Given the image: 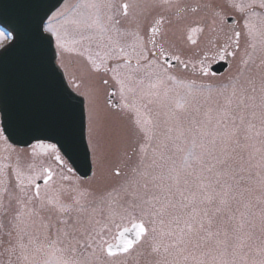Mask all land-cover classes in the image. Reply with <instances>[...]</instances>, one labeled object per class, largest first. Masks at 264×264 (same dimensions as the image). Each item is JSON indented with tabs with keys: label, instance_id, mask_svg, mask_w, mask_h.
Instances as JSON below:
<instances>
[{
	"label": "rangeland",
	"instance_id": "1",
	"mask_svg": "<svg viewBox=\"0 0 264 264\" xmlns=\"http://www.w3.org/2000/svg\"><path fill=\"white\" fill-rule=\"evenodd\" d=\"M171 1L176 0H146L142 15ZM122 2L142 9L141 0H64L45 23V29L51 26L60 34L62 47L50 32L57 62L69 85L85 99L92 176L78 180L54 163L51 181L40 186L42 216L35 218L29 206L35 204L34 185H29L28 178L39 175L40 165H53L49 146H12L0 128V232L7 227V211H22L16 219L20 221L19 258L12 264H57L72 252L38 258L42 237L60 252L74 245L78 233L84 232L82 240L92 229L106 227L107 236H113L117 225L130 222L129 214L139 217L142 211L149 213L144 217L148 231L132 255L136 258L95 257L90 252L80 257L76 250L70 260L260 264L264 260V177L249 176L253 166L264 164V109L260 107L264 8L260 0L243 12L235 5L249 0H187L189 6L213 2L222 18L237 19L240 35L230 66L210 80L173 73L151 57L134 30L135 15L131 10L122 15ZM114 4L119 6L117 15L112 13ZM195 22L188 28V43L201 36ZM0 33L4 34L1 48L8 38L1 29ZM110 88L115 89L120 108L107 102ZM129 125L143 133L138 163L134 159L124 163L122 154L118 156L128 144L124 128ZM53 213L59 216L55 218L59 224L51 218ZM224 216L228 222L220 225V232L217 222ZM186 222L195 230L192 242L173 247L180 229L185 240L189 238ZM48 230L54 234L48 236ZM14 237L0 236V243ZM65 243L69 244L64 247ZM177 249H182L179 255ZM4 259L0 264L10 263Z\"/></svg>",
	"mask_w": 264,
	"mask_h": 264
},
{
	"label": "water",
	"instance_id": "2",
	"mask_svg": "<svg viewBox=\"0 0 264 264\" xmlns=\"http://www.w3.org/2000/svg\"><path fill=\"white\" fill-rule=\"evenodd\" d=\"M62 1L0 0V29L9 38L0 48V124L14 145H56L74 172L86 178L92 167L83 99L68 87L56 63L53 39L43 30ZM227 67L222 61L211 71L219 75ZM134 237V230L125 233V238Z\"/></svg>",
	"mask_w": 264,
	"mask_h": 264
},
{
	"label": "flooded vegetation",
	"instance_id": "3",
	"mask_svg": "<svg viewBox=\"0 0 264 264\" xmlns=\"http://www.w3.org/2000/svg\"><path fill=\"white\" fill-rule=\"evenodd\" d=\"M145 2L146 0H141L140 5H142V9L139 8L137 10V8L135 9L134 7L127 8V13L129 10H131L132 17L133 14L135 15L134 30L136 29V32L139 31L138 37L143 38L144 46H146L148 53L151 57L157 60L159 64H162L167 70H170L171 72L176 74H183L184 76H197L201 79L208 80H210L211 78L219 77V75L211 71V68H213L215 65L220 64L222 61H226L228 62V66H230V56L233 54V51L237 47L238 38L236 37V33H239V31L235 28V26L237 25L236 18L232 16H224L222 18L218 13L219 6L217 4H214L213 2H201L198 4L199 6H189L187 0L171 1L169 4H158L153 7V9L150 10L147 15L144 14V16L142 15L143 12H141V10H147ZM125 4L126 3L124 2L120 3L123 16L127 14H125L123 7ZM114 5L115 6L112 9V13L114 15H117L116 8H118L119 6H117L118 4ZM193 19H197V22L195 23L196 25L201 27V36H199V40L197 42L188 43L187 31ZM195 23L193 25H195ZM153 28H156L158 30L153 32ZM225 44L229 47L228 49L224 47ZM188 45L190 46V48ZM202 69L204 71H202ZM205 72L207 74H205ZM103 82H105V80H103ZM115 94V89L110 88L108 91V95L106 96L107 102L112 103L114 108H120L119 100H117L118 98L115 99ZM124 133L125 138L128 137V144H126V148L123 149V151L120 152L118 156L122 154V158L125 159L124 163H127L133 159L135 160L134 162L138 163L140 161V140L143 133L135 125H129L128 127L125 126ZM136 134L139 136V141L136 139ZM46 145L50 146V144ZM87 146L92 162V155L88 141ZM47 153H49L50 155V157L48 158L52 159L53 161V165L51 166L52 169L51 167H44L42 165L39 166V169L43 170L45 168H48L51 169L52 173H54L55 163L60 168H62L63 171L68 172L70 175H72L73 178H77L78 180L81 179L74 173L73 169L70 167L65 158L59 153L56 147L55 150L49 147ZM57 155L62 158L61 161H57L55 159ZM42 170L38 171L39 176L41 177L44 175V172ZM115 173H117V170H115ZM35 183H38L41 186L42 184H44V181L41 178L37 179ZM34 191L35 188L33 186L31 188V192L35 204L29 206L31 209V213L34 214L33 216H36L35 218H40L42 216L43 210L42 207L39 206L40 197H35ZM31 192H28L29 196ZM12 212L13 213H9L7 211L4 214V216L7 217L9 221L6 222L7 227H5L2 232H0V236L3 237L10 236L11 238L15 236L13 241L11 242L5 241L4 244L0 243V246H2L0 247V259L8 258L7 261H10V263L8 264H12L13 261L18 260V250H20L21 244L20 241H16V236L20 234V221L18 222L16 219L18 217V214H20L22 211L20 210L19 212H17V210H13ZM56 216L57 215L53 213L51 215V218L55 220ZM57 218L59 219V216H57ZM130 226L131 223L129 222L125 226L116 229L113 236L110 237L107 236L108 231L106 227L101 229H92L91 232H89L88 230L87 233H89L86 235L87 238H84L82 240L81 237L83 236L84 232L78 233L77 238L81 243L76 244L75 242H73L74 246L76 247L78 256L84 257L86 255V252H90L92 254L94 253L95 257L102 256L103 258H116L126 255H134V251H137L136 249L141 243L143 237L133 246L132 249L129 250V252L119 253L115 257H108L105 252H102L100 250L99 247L102 242L105 244H115L118 231L122 230L123 227L129 228ZM53 234L54 231H47L48 236H52ZM39 236L42 237V235ZM41 240V244L38 248V258L48 260L49 257H53V254H56L57 256L63 255L61 251H55L54 247H56V244L45 242L43 237ZM23 244L24 240L22 242V246ZM67 244L69 243H65L64 247ZM70 248L71 246L69 245L67 249L70 250ZM72 254L73 253H68L64 255L63 259L70 260ZM133 257L136 258V255L132 256L131 258Z\"/></svg>",
	"mask_w": 264,
	"mask_h": 264
},
{
	"label": "snow or ice",
	"instance_id": "4",
	"mask_svg": "<svg viewBox=\"0 0 264 264\" xmlns=\"http://www.w3.org/2000/svg\"><path fill=\"white\" fill-rule=\"evenodd\" d=\"M255 4V0H249V3L246 4V5H241V4H236L235 7H237V9L241 12L245 11L246 8H251L253 7V5ZM259 6L261 8H264V0H260V4ZM124 11H125V14L127 13V8H128V5L125 4L124 6ZM158 29L156 28H153L152 31L155 32L157 31ZM45 31H48V32H52L54 35H56L57 37V45L58 46H61L62 47V40H61V36L60 34L56 31V29H54L53 27L49 26L45 29ZM239 33L237 32L236 33V37L238 38L239 37ZM0 38H4V34L3 33H0ZM163 51V50H162ZM223 58V57H221ZM262 63H264V61H262ZM202 71H204L202 69ZM205 74H207L205 72ZM105 83H107V81H105ZM251 83V81H250ZM243 92V90H241ZM252 91L255 92L256 89L255 87L252 88ZM260 92H261V95H260V107L262 109H264V73L261 74V77H260ZM249 99L251 100H254L255 97H249ZM50 148H52L53 150H55V146L54 145H50L49 146ZM55 159L57 161H61V157L59 155H57L55 157ZM44 172V175L41 177L39 175H36V176H32V177H29L28 178V183L29 185H34V188H35V191H34V196L39 198L41 193H40V185L38 183H35V181L37 179H43L44 183L45 184H48L49 181H51L52 179V176H53V173L51 171V169H48V168H45L42 170ZM117 174H119L118 170H117ZM17 179L19 180V176H17ZM65 179H67V177H65ZM22 183V182H21ZM29 200L32 199L31 196L28 197ZM19 202V201H18ZM63 210V209H62ZM161 211H163V209H161ZM152 215H156L157 213H151ZM19 215V214H18ZM146 215H149V213L147 212H144L142 211L141 212V215L139 217H137L136 215L134 214H129L128 215V219L131 223V228H128V227H123L122 230L118 231V236H117V240L118 242L116 244H112V243H101L100 244V250L102 252H105L106 255L108 257H115L117 254L119 253H127L129 252L130 249L133 248V246L143 237L146 235L148 229L146 228L145 226V222H144V217ZM123 219V217H122ZM121 226L117 225V228L119 229ZM186 227L188 229V236L189 238L187 240H185V233H184V230L183 229H180V232H179V237L177 240L174 241L173 243V247H176V245L178 244H181V243H191V237L195 234V230L193 229V226L191 223H187L186 222ZM203 226L201 225V228ZM135 231V237L134 238H125V233H128L130 231ZM153 231H155V229H153ZM169 235H172V233L170 232ZM75 238H73L74 240ZM70 243H72L70 241ZM75 243L76 244H79L81 243L79 240H75ZM91 246V245H89ZM68 249H60V251H67ZM70 251L72 253H75L76 252V247L73 245L71 248H70ZM182 251V249H177V255H179V253ZM264 251V250H262ZM94 255V253H93ZM185 260L187 259V257L184 258ZM45 264H47V262H45ZM57 264H91V262L88 260V259H85V260H76V259H72V260H69V259H60L57 261ZM164 264H169V262L165 261ZM171 264H179V262L177 260H173L171 262ZM198 264H204L203 261H200L198 262ZM223 264H230V262L228 261H224ZM260 264H264V260H261L260 261Z\"/></svg>",
	"mask_w": 264,
	"mask_h": 264
},
{
	"label": "trees",
	"instance_id": "5",
	"mask_svg": "<svg viewBox=\"0 0 264 264\" xmlns=\"http://www.w3.org/2000/svg\"><path fill=\"white\" fill-rule=\"evenodd\" d=\"M253 167H254V169L249 172V176H253L254 178H256L258 180L263 178L264 177V164H262L260 166L256 165V166H253ZM240 199L237 200L238 203H240ZM246 205H244L243 209L245 208ZM222 219L223 220H218V222H217V223H219V231L220 232H221V229H222V227L220 225H222V223H227L228 222V220H227V218L225 216ZM221 237H225V236H221ZM226 237H230V235H227Z\"/></svg>",
	"mask_w": 264,
	"mask_h": 264
}]
</instances>
